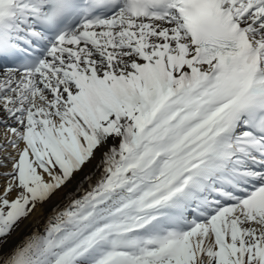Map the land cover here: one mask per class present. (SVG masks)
<instances>
[{
    "label": "snow or ice",
    "instance_id": "snow-or-ice-1",
    "mask_svg": "<svg viewBox=\"0 0 264 264\" xmlns=\"http://www.w3.org/2000/svg\"><path fill=\"white\" fill-rule=\"evenodd\" d=\"M0 127V264H264V0H0Z\"/></svg>",
    "mask_w": 264,
    "mask_h": 264
},
{
    "label": "bare ground",
    "instance_id": "bare-ground-1",
    "mask_svg": "<svg viewBox=\"0 0 264 264\" xmlns=\"http://www.w3.org/2000/svg\"><path fill=\"white\" fill-rule=\"evenodd\" d=\"M92 168L91 166H89V168L85 169V173L91 171ZM75 183H73V185L70 186V190L74 191L75 190ZM86 187V185H85ZM65 200V196H64V192H60L57 193V195L52 199V201H50L48 204L44 205V206H38L36 213H34L32 216H30L26 221H24V224L22 225V229L23 231L21 232V235L23 234V232H27L30 231L31 227H32V221L36 218L37 215H41L44 213V210H48V208H50V206H54L55 203L59 202V204L63 205Z\"/></svg>",
    "mask_w": 264,
    "mask_h": 264
},
{
    "label": "rangeland",
    "instance_id": "rangeland-1",
    "mask_svg": "<svg viewBox=\"0 0 264 264\" xmlns=\"http://www.w3.org/2000/svg\"><path fill=\"white\" fill-rule=\"evenodd\" d=\"M56 205L57 204H59V202H57V203H55ZM61 205V204H60ZM62 206V205H61ZM52 207H54V206H50V208H48V209H51ZM47 211V209L46 210H44V212H46ZM43 215V214H42ZM47 213L44 215V217H47ZM41 223H43V220H41ZM28 232V231H27Z\"/></svg>",
    "mask_w": 264,
    "mask_h": 264
}]
</instances>
